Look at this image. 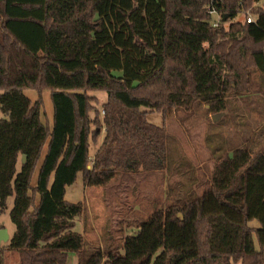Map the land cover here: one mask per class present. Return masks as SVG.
I'll use <instances>...</instances> for the list:
<instances>
[{
    "label": "trees",
    "instance_id": "obj_1",
    "mask_svg": "<svg viewBox=\"0 0 264 264\" xmlns=\"http://www.w3.org/2000/svg\"><path fill=\"white\" fill-rule=\"evenodd\" d=\"M261 1L0 0V212L12 197L8 249L18 264L80 256L82 206L64 199L78 174L86 186H104L121 172L164 167L167 133L149 113L165 120L198 102L218 114L227 94L248 90L250 68L264 75ZM210 3L226 28L205 19ZM242 9L254 22L234 20ZM95 92L106 98L102 122ZM121 250L78 264H264V150L221 155L201 196L154 211Z\"/></svg>",
    "mask_w": 264,
    "mask_h": 264
},
{
    "label": "rangeland",
    "instance_id": "obj_2",
    "mask_svg": "<svg viewBox=\"0 0 264 264\" xmlns=\"http://www.w3.org/2000/svg\"><path fill=\"white\" fill-rule=\"evenodd\" d=\"M264 6L263 2L254 7ZM249 10H240L235 21L244 22ZM229 21L221 26L227 27ZM220 27V26H219ZM247 91L230 92L222 112L212 114L205 104L194 102L188 108H178L163 120L158 113H149L147 119L155 125H164L167 133V159L164 167L157 171L118 173L104 186H86L78 174L75 182L65 188L64 199L69 203H80L82 210L74 219V231L83 239L80 256L69 253L67 264H78L91 255L108 251L122 253L126 236L136 232L139 224L154 211L163 209L174 201L197 198L208 188L210 174L217 158L241 147L257 151L264 150V75L250 68ZM24 95L35 101L39 94L25 90ZM92 107L98 111L102 122L101 105L106 101L101 92L90 94ZM46 117L51 123L52 103L50 91H41ZM95 116L94 111L90 118ZM95 126L92 125L91 129ZM95 141L89 143L92 156L98 147L104 127ZM90 168V164L88 165ZM37 169L33 173L35 184ZM13 198L6 201V209L0 212V231L6 230L7 240L0 241L4 264H18L19 255L8 249V241L14 231L9 220Z\"/></svg>",
    "mask_w": 264,
    "mask_h": 264
},
{
    "label": "built area",
    "instance_id": "obj_3",
    "mask_svg": "<svg viewBox=\"0 0 264 264\" xmlns=\"http://www.w3.org/2000/svg\"><path fill=\"white\" fill-rule=\"evenodd\" d=\"M205 19L209 25L213 28L221 26L224 22L222 21V14L216 10L214 5L211 3L205 7ZM247 23L254 22V16L248 14L246 18Z\"/></svg>",
    "mask_w": 264,
    "mask_h": 264
},
{
    "label": "water",
    "instance_id": "obj_4",
    "mask_svg": "<svg viewBox=\"0 0 264 264\" xmlns=\"http://www.w3.org/2000/svg\"><path fill=\"white\" fill-rule=\"evenodd\" d=\"M227 18V16H223L222 17V21H225ZM24 156H22V160H24ZM7 240V233H6V230L5 229H2L0 231V241H6Z\"/></svg>",
    "mask_w": 264,
    "mask_h": 264
},
{
    "label": "crops",
    "instance_id": "obj_5",
    "mask_svg": "<svg viewBox=\"0 0 264 264\" xmlns=\"http://www.w3.org/2000/svg\"><path fill=\"white\" fill-rule=\"evenodd\" d=\"M237 148H239V147H237ZM240 148H241V147H240ZM234 149H236V147H235ZM234 149H232V150H234ZM228 153H230V150L228 151Z\"/></svg>",
    "mask_w": 264,
    "mask_h": 264
}]
</instances>
